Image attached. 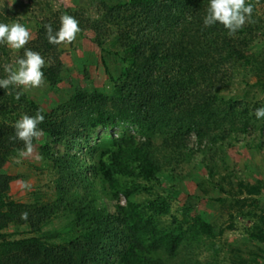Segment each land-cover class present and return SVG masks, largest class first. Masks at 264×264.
Masks as SVG:
<instances>
[{"label": "trees", "instance_id": "16d2710c", "mask_svg": "<svg viewBox=\"0 0 264 264\" xmlns=\"http://www.w3.org/2000/svg\"><path fill=\"white\" fill-rule=\"evenodd\" d=\"M135 1L95 0L100 15L91 24L85 19L78 23L81 34L88 26L96 31L94 41L115 85L113 93L76 88L47 111L20 86L0 88V264H221L219 251L211 247L213 224L191 215L189 208L179 218L168 195L155 188L166 177L173 182L179 165L194 153L209 152L212 158L214 149L207 143H223L232 133L262 132L264 118L257 119L254 112L264 105L255 98L249 102L248 92L225 98L221 91L239 76L249 84L248 75L241 73L246 68L256 76L252 87L264 92V56L245 53L254 31L264 40V17L251 15L229 35L219 23L204 26L209 0ZM259 2L264 0L246 3L253 8ZM43 11L35 38L18 50L17 59L25 49L38 52L45 60L44 80L55 88L63 71L61 49L48 42L45 25L55 31L60 16L77 18L78 13L53 12L50 4ZM0 49L9 55L2 44ZM109 54L116 75L105 64ZM38 111L45 116L39 125L44 135L64 144V150H39L55 175L53 197L38 189L31 201L19 202L9 195L12 177L3 167L27 151L15 138V122ZM98 128L120 132L104 135L82 157L77 155L81 137L91 139ZM191 136L195 146H190ZM37 142L35 138L33 146ZM252 147L264 150V142ZM263 187L260 180L241 181L235 191L225 190L232 194L231 203L225 206L217 199L222 207L237 208L242 218L254 220L247 242L230 245V264H264V211H258L257 200ZM102 193L116 201L113 212ZM238 193L246 196L237 198ZM24 212L27 219L21 218ZM58 213L73 217L62 227L44 230ZM206 248L213 253L201 261Z\"/></svg>", "mask_w": 264, "mask_h": 264}, {"label": "rangeland", "instance_id": "374dc122", "mask_svg": "<svg viewBox=\"0 0 264 264\" xmlns=\"http://www.w3.org/2000/svg\"><path fill=\"white\" fill-rule=\"evenodd\" d=\"M47 4L51 5L53 12L62 9L72 14L78 13L77 18L75 17L78 23L80 20L85 19L91 24L100 15V11L95 9V0H0V23L9 25L20 23L29 30L30 39H33L36 36V29H38L40 18H43V10ZM251 15L256 19L263 18L264 2L255 3ZM250 18L246 20V23ZM79 29H82L81 26ZM79 32L73 42L60 44V60L63 64V71L55 88H50L45 80L36 88L20 86L44 110L51 111L54 109L76 88L90 91L93 88H99L107 94L115 91V85L107 76L108 74L105 72L100 59L101 48L94 41L97 37L96 31L88 26L83 29V34ZM260 35L259 32L254 31L252 36L247 38L246 54H254L258 58L264 56V40ZM2 46L9 54L4 57L5 54L0 49V79H6L9 73L5 71V66L15 67L18 50H13L6 44H2ZM109 47L110 44L104 46L108 49ZM104 61L108 65L109 71L116 75L114 72L116 63L113 56L106 55ZM241 73L248 75L249 84H245L239 76L227 87L222 88V95L225 98L241 97L245 92H248L246 99L249 102H252L255 98L264 105V92L252 87L256 76L250 74L246 68H242ZM129 131L133 133L134 129L129 127ZM119 132V128H98L92 134L91 139L86 140L82 136L81 144L77 148V155L82 157L83 152L104 135L109 133L117 135ZM232 135L233 138L227 139L223 143L218 142L213 145L207 143L208 147L214 149L212 150V158L209 152L194 153L189 160L179 165L176 170L178 177L173 182L166 177L162 180L161 185L155 188V191L168 195L172 212L179 218L183 217L184 209L189 208L188 213L200 215L205 221L213 224L215 236L210 240L211 245H213L211 247L219 251L218 260L221 264H230L227 259L230 245H240L243 239L247 242V231L252 227L254 221L238 215L237 208L229 209L221 206L223 202L226 206V204L228 205L233 201L232 194H228L225 190L235 191L241 181L256 182L260 180L264 184V150H256L252 147L258 141L264 142V128L262 132L251 130L250 133H232ZM190 139V146H195V137L191 136ZM250 145H252V149L249 147ZM41 148L48 149L45 150L46 153L49 151H63L64 144L51 143L43 133L33 146L31 153L26 151L25 155L11 159L3 167V172L12 177L9 195L16 201H31L33 194L35 192L38 194V189L53 197L51 186L55 175L50 166V161L43 155L45 152L43 151V154H40L39 150ZM72 152L75 153V150H72ZM228 181H230V186L227 184ZM217 182L219 187L215 186ZM222 187L223 190H221ZM97 190L102 191L100 186ZM245 196V193H238L236 197L243 198ZM101 197L104 199L107 208L113 212L116 201L108 199L104 193L101 194ZM218 198H221L223 202L217 201ZM257 200L258 211H264V187ZM121 201L124 203L123 199ZM230 214H233V218ZM72 217V213H58L44 230L62 227L69 223ZM8 231H13V228L10 227ZM220 231L222 232L220 233ZM201 253L199 258L203 261L213 252L211 249Z\"/></svg>", "mask_w": 264, "mask_h": 264}, {"label": "clouds", "instance_id": "9594fccd", "mask_svg": "<svg viewBox=\"0 0 264 264\" xmlns=\"http://www.w3.org/2000/svg\"><path fill=\"white\" fill-rule=\"evenodd\" d=\"M253 8L246 0H209L207 12L203 19L205 27H211L219 23L227 30L229 35L235 34L251 17ZM48 42L53 45L71 43L80 31L78 21L70 16L63 15L60 18L59 28L54 31L51 25H45ZM30 40L29 30L20 23L11 25L0 23V44H6L13 50H19ZM45 66L44 58L31 49H25L22 58L15 61V67L5 66V71L9 73L6 79H0V88H7L9 84L17 86L36 88L44 81ZM20 99V93L15 97ZM257 119L264 118V107L255 110ZM45 116L42 112H37L34 116L23 115L14 124L15 138L24 142L27 153L33 150V140L43 134V129L39 127L44 122ZM21 152L20 155H25ZM28 213L21 214L22 219H27Z\"/></svg>", "mask_w": 264, "mask_h": 264}]
</instances>
